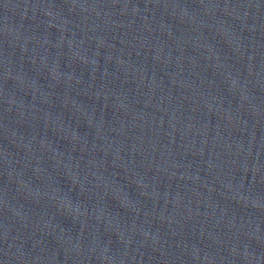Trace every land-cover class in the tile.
<instances>
[{
    "label": "water",
    "instance_id": "95a60500",
    "mask_svg": "<svg viewBox=\"0 0 264 264\" xmlns=\"http://www.w3.org/2000/svg\"><path fill=\"white\" fill-rule=\"evenodd\" d=\"M0 264H264V0H0Z\"/></svg>",
    "mask_w": 264,
    "mask_h": 264
}]
</instances>
